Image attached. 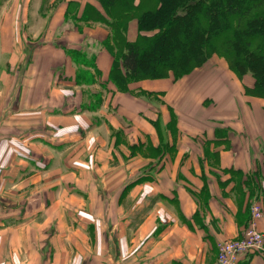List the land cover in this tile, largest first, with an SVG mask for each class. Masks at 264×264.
<instances>
[{
  "label": "crops",
  "instance_id": "1",
  "mask_svg": "<svg viewBox=\"0 0 264 264\" xmlns=\"http://www.w3.org/2000/svg\"><path fill=\"white\" fill-rule=\"evenodd\" d=\"M118 7L0 0V264H218L252 201L264 212L252 74L212 54L121 89L112 70L140 31Z\"/></svg>",
  "mask_w": 264,
  "mask_h": 264
},
{
  "label": "trees",
  "instance_id": "2",
  "mask_svg": "<svg viewBox=\"0 0 264 264\" xmlns=\"http://www.w3.org/2000/svg\"><path fill=\"white\" fill-rule=\"evenodd\" d=\"M133 1L102 0L106 7L119 6L113 19L139 11V37L126 45L112 70L121 89L138 78L170 72L181 77L219 54L240 78L252 74L255 85L247 91L264 97V0H151L137 8ZM106 23L123 38L125 26Z\"/></svg>",
  "mask_w": 264,
  "mask_h": 264
},
{
  "label": "built area",
  "instance_id": "3",
  "mask_svg": "<svg viewBox=\"0 0 264 264\" xmlns=\"http://www.w3.org/2000/svg\"><path fill=\"white\" fill-rule=\"evenodd\" d=\"M250 211L251 219L242 234L217 244L218 264H237L242 255L264 250V234L258 228V221L264 213L262 203L253 200Z\"/></svg>",
  "mask_w": 264,
  "mask_h": 264
}]
</instances>
